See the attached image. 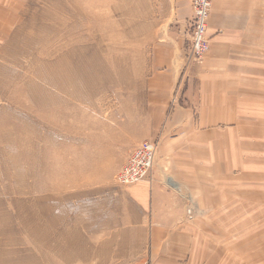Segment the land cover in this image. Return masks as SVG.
Listing matches in <instances>:
<instances>
[{
	"label": "rangeland",
	"instance_id": "obj_1",
	"mask_svg": "<svg viewBox=\"0 0 264 264\" xmlns=\"http://www.w3.org/2000/svg\"><path fill=\"white\" fill-rule=\"evenodd\" d=\"M210 3L206 26L223 22L235 2ZM184 7L185 0H0V264L112 255L114 242L96 234L118 232L129 211L131 186L119 174L131 152L152 140L150 178L158 161L147 78L154 58L171 52L175 62L189 48L193 13ZM206 37L201 61L212 44ZM261 140L240 146L247 172L217 177L214 209L195 208L182 193L186 222L202 219L201 244L216 241L215 264H264Z\"/></svg>",
	"mask_w": 264,
	"mask_h": 264
},
{
	"label": "crops",
	"instance_id": "obj_2",
	"mask_svg": "<svg viewBox=\"0 0 264 264\" xmlns=\"http://www.w3.org/2000/svg\"><path fill=\"white\" fill-rule=\"evenodd\" d=\"M233 1L223 22L209 19L212 44L203 61L188 60L189 44L175 62L171 52L152 62L148 135L158 140V161L151 178L127 188L130 208L119 216V231L96 234L114 242L112 255H67L55 264L216 263V241L201 244L205 233L195 224L202 219L186 222L182 193L193 196L195 208L214 209L217 177L247 172L249 153L240 146L264 138V0ZM191 10L185 0V16Z\"/></svg>",
	"mask_w": 264,
	"mask_h": 264
},
{
	"label": "built area",
	"instance_id": "obj_3",
	"mask_svg": "<svg viewBox=\"0 0 264 264\" xmlns=\"http://www.w3.org/2000/svg\"><path fill=\"white\" fill-rule=\"evenodd\" d=\"M193 14L191 19V52L193 60H200L204 52L208 49V39L206 37V21L209 12V0H191ZM154 144L147 140L135 148L129 155L124 170L119 174V178L126 185L134 184L148 175L152 166L154 156ZM141 264V263H137Z\"/></svg>",
	"mask_w": 264,
	"mask_h": 264
},
{
	"label": "bare ground",
	"instance_id": "obj_4",
	"mask_svg": "<svg viewBox=\"0 0 264 264\" xmlns=\"http://www.w3.org/2000/svg\"><path fill=\"white\" fill-rule=\"evenodd\" d=\"M209 2H210V0H209ZM191 7H192V3H191ZM209 7H210V3H209ZM192 12H193V8H192ZM206 28H207V26H206ZM190 52H191V43H190V51H189V54H188V60H190V61H201V59L200 60H193L191 57H190ZM156 155V154H155ZM149 178V176L147 175V176H145L142 180H139V181H137V182H135L134 184H136V183H138V182H143V181H146L147 179ZM131 185H133V184H130V185H125V186H131ZM142 264V263H141Z\"/></svg>",
	"mask_w": 264,
	"mask_h": 264
}]
</instances>
